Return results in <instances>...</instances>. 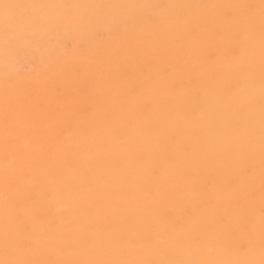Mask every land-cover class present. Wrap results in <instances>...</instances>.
<instances>
[{
    "label": "snow or ice",
    "instance_id": "1",
    "mask_svg": "<svg viewBox=\"0 0 264 264\" xmlns=\"http://www.w3.org/2000/svg\"><path fill=\"white\" fill-rule=\"evenodd\" d=\"M0 264H264V0H0Z\"/></svg>",
    "mask_w": 264,
    "mask_h": 264
}]
</instances>
